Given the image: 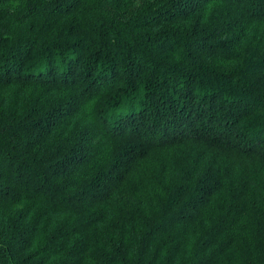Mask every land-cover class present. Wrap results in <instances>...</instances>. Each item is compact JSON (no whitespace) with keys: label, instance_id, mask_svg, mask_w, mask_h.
I'll list each match as a JSON object with an SVG mask.
<instances>
[{"label":"trees","instance_id":"obj_1","mask_svg":"<svg viewBox=\"0 0 264 264\" xmlns=\"http://www.w3.org/2000/svg\"><path fill=\"white\" fill-rule=\"evenodd\" d=\"M0 264H264V0H0Z\"/></svg>","mask_w":264,"mask_h":264},{"label":"rangeland","instance_id":"obj_2","mask_svg":"<svg viewBox=\"0 0 264 264\" xmlns=\"http://www.w3.org/2000/svg\"><path fill=\"white\" fill-rule=\"evenodd\" d=\"M171 155L170 153V149L169 150H164L161 154L162 159H166L167 157H169Z\"/></svg>","mask_w":264,"mask_h":264}]
</instances>
